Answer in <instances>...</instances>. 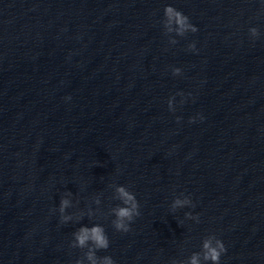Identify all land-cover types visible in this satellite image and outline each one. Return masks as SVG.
<instances>
[{
	"label": "clouds",
	"instance_id": "1",
	"mask_svg": "<svg viewBox=\"0 0 264 264\" xmlns=\"http://www.w3.org/2000/svg\"><path fill=\"white\" fill-rule=\"evenodd\" d=\"M166 34L175 33L177 36L183 37L186 33H195L198 29L190 22V19L182 11L175 7L168 5L164 8V19L162 21ZM250 35L256 38L260 35L259 30L256 27L249 29ZM175 44L177 41L172 39L170 41ZM190 50H195V43L190 44ZM173 75H180V68H173ZM183 95V93H178ZM173 98L168 101V107L170 111H175L173 107ZM179 120V118H177ZM191 122V121H190ZM114 199L121 202V205L110 210V214L115 218L112 220V226L118 232L130 231V225L136 217L140 215L139 203L133 192L129 191L126 186L114 185ZM67 195H71L68 193ZM99 196L96 198L95 203L100 204ZM185 206H194L189 197L183 198L177 197L173 200L171 208L173 211ZM71 207V201L66 198L60 200L59 213L61 223H67L73 220L71 215L65 214L66 209ZM93 213L90 211L88 216L91 217ZM77 219V222L83 217ZM185 217L188 219L196 220L199 222L198 216H193L191 213H185ZM109 238L102 225L95 224L91 227L81 226L73 233V240L71 242L72 248H79L81 250L86 249L83 257L76 260V264H115V261L111 256H97V252L100 250H107L109 248ZM226 252V248L222 240L216 237L215 234L206 236L202 241V248L200 252L193 253L187 260H173L172 264H220L221 255Z\"/></svg>",
	"mask_w": 264,
	"mask_h": 264
}]
</instances>
